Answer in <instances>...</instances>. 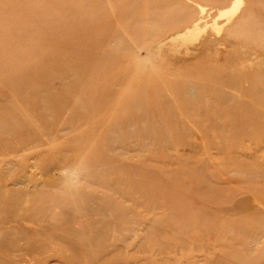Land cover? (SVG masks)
<instances>
[{
    "label": "rangeland",
    "instance_id": "obj_1",
    "mask_svg": "<svg viewBox=\"0 0 264 264\" xmlns=\"http://www.w3.org/2000/svg\"><path fill=\"white\" fill-rule=\"evenodd\" d=\"M233 1L0 0V264H264V0Z\"/></svg>",
    "mask_w": 264,
    "mask_h": 264
},
{
    "label": "bare ground",
    "instance_id": "obj_2",
    "mask_svg": "<svg viewBox=\"0 0 264 264\" xmlns=\"http://www.w3.org/2000/svg\"><path fill=\"white\" fill-rule=\"evenodd\" d=\"M240 1V0H239ZM238 4H240V3H238V0H234L232 3H231V6H230V8H228V9H226V10H224V11H221L220 12V14L218 15L219 17L220 16H224V15H227L228 13H232L233 11H235L236 9H238L237 8V6H238ZM202 10V9H201ZM236 12V11H235ZM253 14V13H252ZM242 17H244V16H242ZM251 18V17H250ZM230 23V22H229ZM229 23H228V25H229ZM233 23V22H232ZM218 25L216 24V22H214V24L212 25V28L213 29H216V31H218V30H220V27H217ZM234 26V25H233ZM242 26H244L243 25V22H235V27L234 28H236L235 30H238L239 28L238 27H242ZM248 26V28L250 27L249 26V24H246V26H245V28ZM263 25H255V28H254V30H261L263 27H262ZM197 27H198V24L195 22V24L193 25V27H190L189 29L188 28H186V30L185 31H183V32H181V33H174V34H172L170 37L172 38V40L175 42V44H177L178 42H180V45H182V44H184V43H188V41H191L190 39L193 37V34H195V33H197L198 31H197ZM206 28V27H205ZM204 28V29H205ZM248 28H246V29H248ZM251 28V27H250ZM234 30V31H235ZM241 30V29H240ZM242 30H243V28H242ZM200 31V30H199ZM232 31V30H231ZM249 31V30H248ZM242 32V31H241ZM260 33H261V31H259ZM249 33H252L251 31L249 32ZM245 34V33H244ZM243 34V35H244ZM248 34V33H247ZM192 35V36H191ZM250 34H248L247 36H249ZM242 36V35H241ZM246 36V35H245ZM246 36V37H247ZM256 39V38H255ZM261 43H263V42H261ZM261 45V44H260ZM178 47V46H177ZM177 50H178V48H176ZM210 201V200H209ZM199 201L198 200H196V202L195 203H198ZM211 203H214V202H211ZM192 219V221H195V222H197V225H199V224H201V223H203L206 219L205 218H200V220H198V221H196L195 219H194V217H191ZM174 222H179V220L178 219H175L174 220ZM195 222H193V223H195ZM185 228V227H184ZM185 232V231H184ZM31 240V239H30ZM51 246V245H50ZM56 246V245H55ZM15 248V247H14ZM66 253V252H65ZM83 261H84V259H83ZM19 264V263H18Z\"/></svg>",
    "mask_w": 264,
    "mask_h": 264
}]
</instances>
